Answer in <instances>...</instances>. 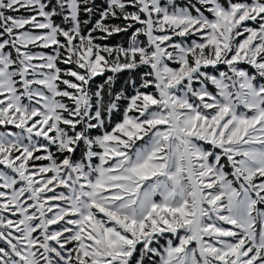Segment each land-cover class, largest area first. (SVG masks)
I'll return each instance as SVG.
<instances>
[{"label":"snow or ice","instance_id":"obj_1","mask_svg":"<svg viewBox=\"0 0 264 264\" xmlns=\"http://www.w3.org/2000/svg\"><path fill=\"white\" fill-rule=\"evenodd\" d=\"M0 264H264V0H0Z\"/></svg>","mask_w":264,"mask_h":264},{"label":"trees","instance_id":"obj_2","mask_svg":"<svg viewBox=\"0 0 264 264\" xmlns=\"http://www.w3.org/2000/svg\"><path fill=\"white\" fill-rule=\"evenodd\" d=\"M98 2H102V0H97ZM57 21L59 22V17H57ZM126 39V37L123 35V34H120V35H114L113 37H111L108 41H106L107 43H110V44H116V43H119V42H122L123 40H125ZM108 74H110V73H108ZM127 72H125V73H123L122 75H121V77H120V80L119 81H117V87H119L120 86V83L123 81V79L125 78V77H127ZM101 79L102 78H97L96 79V83H100L101 82ZM119 119V115H115L114 116V121L115 120H118Z\"/></svg>","mask_w":264,"mask_h":264},{"label":"rangeland","instance_id":"obj_3","mask_svg":"<svg viewBox=\"0 0 264 264\" xmlns=\"http://www.w3.org/2000/svg\"><path fill=\"white\" fill-rule=\"evenodd\" d=\"M98 2V1H97ZM180 2H184V0H180ZM193 2H195V0H193ZM100 3V2H98ZM27 14V13H24ZM113 23H119V21H112ZM34 50H39V49H34ZM62 67H65L64 65H61ZM221 69L224 68V66H220ZM242 67H248L247 65H242ZM208 71H213V69L209 68ZM249 71H252L251 68H249ZM210 88H212L213 86L209 85Z\"/></svg>","mask_w":264,"mask_h":264}]
</instances>
